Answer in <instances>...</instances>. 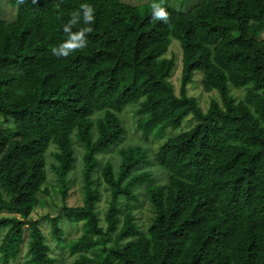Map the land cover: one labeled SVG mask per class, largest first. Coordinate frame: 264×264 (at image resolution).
Segmentation results:
<instances>
[{"label":"trees","instance_id":"16d2710c","mask_svg":"<svg viewBox=\"0 0 264 264\" xmlns=\"http://www.w3.org/2000/svg\"><path fill=\"white\" fill-rule=\"evenodd\" d=\"M138 1L0 19V264H264V0Z\"/></svg>","mask_w":264,"mask_h":264},{"label":"rangeland","instance_id":"374dc122","mask_svg":"<svg viewBox=\"0 0 264 264\" xmlns=\"http://www.w3.org/2000/svg\"><path fill=\"white\" fill-rule=\"evenodd\" d=\"M124 1L127 3H130V4L140 3L138 0H124ZM181 1L182 0H170V5L173 7L178 6L179 8L186 9L187 7H189V5L196 3L198 0H191L189 2L184 0L182 2V5L180 6L179 4ZM146 2H147V0H141V3H146ZM15 13H16V6L12 5L10 0H0V19L5 20V21H12L15 18ZM262 37H264V33L262 34ZM172 43H173V45L170 48V52H172L174 54L175 62H176L175 65L177 68L174 69L175 72L173 70L174 73L171 76V81L174 84H176V82L178 80V75L180 72L181 48H180L178 41L173 40ZM167 57H171V55H168ZM192 84L193 83H191L189 85V88L192 87ZM190 91H191L190 94H193L192 92H194L193 95L197 97V99L200 102L199 105L203 110H205V108L208 106V100L209 99L214 98L215 100H218V96H217V93L215 91H212L210 93H204V92L200 91L199 86L194 87V85ZM208 96L210 97L209 99H208ZM0 129L1 130H7V131L12 130L13 129L12 120L10 118H4L3 116L0 115ZM80 161H81V157L78 156L76 164H80ZM55 200L57 202L56 205H53L52 203L48 202V204L46 206H44L43 208H38L33 215V220H38L41 215H46V214H50V216L55 215L56 206L60 205L59 200L58 199H55ZM80 204H81L80 194L78 193L77 188H74L70 191V195H69V198L67 200V205L77 206ZM103 205H104V202L101 200V203H99L100 208H102ZM139 212H140L139 213L140 216H138V218H140L139 221L146 222V217L148 215L147 210H145V208L144 209L142 208V210L141 211L139 210ZM72 224L73 223H64V225H63L65 227V229H67L68 233H70L69 237L67 236V239L70 237L73 238L74 236L79 234L78 228L76 227L77 225L76 224L72 225ZM44 229L47 232L48 227H44ZM53 255L56 256L57 258H59L61 260L62 264H66L67 260L70 259V257H68L65 252H62V251L60 252L59 250H57V251L55 250L53 252ZM20 257H24V252L20 255ZM12 264H16V263H12Z\"/></svg>","mask_w":264,"mask_h":264},{"label":"clouds","instance_id":"9594fccd","mask_svg":"<svg viewBox=\"0 0 264 264\" xmlns=\"http://www.w3.org/2000/svg\"><path fill=\"white\" fill-rule=\"evenodd\" d=\"M157 15L159 17H164V16H166V13L163 10H160ZM91 19H92V16H91V8H86V10H85V20L86 21H90ZM90 30L91 29H84L82 32L90 31ZM65 31H68V28L67 27L65 28ZM80 35H81V33H78L76 35L70 36L69 37V42L66 43L65 45H62L59 51H57L56 49H53L54 54H57V55H60V54L67 55L68 54V51L67 50H70V49H72L74 47H82V45H80V44L79 45H76V44L71 43V41L79 40L80 39Z\"/></svg>","mask_w":264,"mask_h":264}]
</instances>
